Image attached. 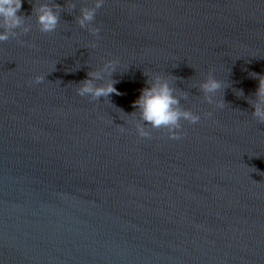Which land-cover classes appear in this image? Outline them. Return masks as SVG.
Here are the masks:
<instances>
[{
    "label": "water",
    "instance_id": "1",
    "mask_svg": "<svg viewBox=\"0 0 264 264\" xmlns=\"http://www.w3.org/2000/svg\"><path fill=\"white\" fill-rule=\"evenodd\" d=\"M52 2L54 33L33 15L0 43V264H264V0H106L99 39L77 23L91 0ZM107 60L128 67L120 95L80 97ZM145 72L176 77L201 115L180 140L129 122ZM209 72L230 84L223 109L198 87Z\"/></svg>",
    "mask_w": 264,
    "mask_h": 264
},
{
    "label": "clouds",
    "instance_id": "2",
    "mask_svg": "<svg viewBox=\"0 0 264 264\" xmlns=\"http://www.w3.org/2000/svg\"><path fill=\"white\" fill-rule=\"evenodd\" d=\"M106 3V0H91L90 6L82 7L77 23L81 29L88 30L94 37L99 39L101 29L94 25L97 12ZM23 0H0V43L8 41L11 38H17L21 33L28 34L32 30L30 19L35 16L36 25L42 33H54L60 25L61 5L48 0L41 3L36 0L33 7L31 17H25L20 14L22 10ZM70 8H75V3L69 4ZM19 30V31H18ZM24 43V41H20ZM93 48L96 44L91 45ZM79 66H77V70ZM128 67L122 70L118 60H107L102 67L88 72V78L81 81L76 88V92L80 97H88L91 101L100 102L101 97L110 103L108 98L112 94L120 95L115 85L117 80L113 79L114 73L127 71ZM148 77L146 87L141 90L139 98L134 102L133 107L137 110L127 116L132 117L130 123L135 124V129L140 138H150L152 129L166 130L169 139L180 140L184 133L182 131L181 121H187L190 124H197L201 120V115L194 113L189 109H185L181 105V99H187L188 94L177 89L173 80L174 76H165L144 73ZM256 77V73H252ZM259 87L255 93L256 100L252 102L254 112L252 116L257 122L264 124V76H259ZM45 80L43 75H38L35 80L30 82L40 84ZM203 94V100L215 108L223 109L227 104L223 96L224 90L230 87L228 82L216 78L209 72L206 79L198 84ZM237 95H243V91L237 92ZM111 104V103H110ZM123 112V111H121ZM124 113V112H123ZM206 115L211 116L208 112ZM121 131H124L123 126Z\"/></svg>",
    "mask_w": 264,
    "mask_h": 264
}]
</instances>
